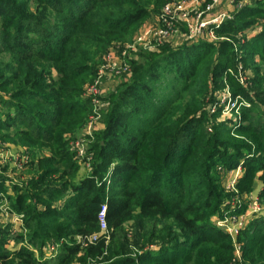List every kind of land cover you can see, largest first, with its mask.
<instances>
[{"label":"rangeland","instance_id":"obj_1","mask_svg":"<svg viewBox=\"0 0 264 264\" xmlns=\"http://www.w3.org/2000/svg\"><path fill=\"white\" fill-rule=\"evenodd\" d=\"M56 1L0 0L1 9H9L7 14L11 18L19 14L18 23L11 27L7 23L8 15H0V125L8 117L15 116L11 106L17 104L26 106L34 119L32 125L20 128L19 134L12 128L6 131L0 127V254L6 256L5 264H16L14 256L22 251L32 254L41 264H52L63 256L66 248L80 242L70 221L72 187L81 182H93L103 193L112 188L109 173L118 159L103 158L104 154L99 151L104 145L106 120L113 104L110 94L120 87L124 78L115 80L114 86L95 97L87 95L86 88L95 80L108 53L130 43L141 26L157 15L164 4L178 0H140L148 10L147 18L134 26L131 37L128 38L127 33L123 40L110 43L104 54H96V45H93L94 36L101 33L86 29V37L79 35L74 39L73 45H78L68 52L74 57L71 65L66 59L62 60L63 56H68L60 54V40L63 31L70 35L76 28L68 7L74 0ZM86 1L87 7L99 4L96 0ZM75 4L77 9L82 8ZM222 5L229 10L227 21L239 20V14L246 7H252L251 24L226 31L223 37L217 36L215 42H211L217 45L211 52L214 66L225 62L218 46L226 42L232 46L231 60L235 67L227 69L217 79L208 76L202 100L204 106L190 118L194 123L188 129L194 128L192 130L202 141L210 140L208 150L212 154L215 144L224 146L220 149L224 158L227 154H235L233 150H226L228 147L242 144L264 165V0H227ZM75 17L81 16L75 15L73 20ZM84 40L90 45H85ZM14 42L27 47L25 55L18 56ZM182 45L184 42L180 40L158 46L154 51L140 50L138 54L159 53L164 47L175 50ZM54 52L59 56L60 67L46 61ZM79 66L84 67L76 70ZM28 68L42 75L26 101L15 96L22 88ZM72 68L78 77H70ZM162 76L164 84L179 88L172 74L165 72ZM65 77L69 78L68 83H61ZM253 137L261 138V143L252 141ZM145 154L148 157L151 153ZM217 159H207L199 170L192 167L199 180L189 181L194 192L184 200L203 198L199 206L209 205V209H201L200 218L214 227L219 218L235 212L239 204L246 208L255 200L263 212L253 221H262L264 169L246 172L240 167L237 171L243 160L238 166L229 168ZM51 212L55 215L50 216ZM109 234L106 227L105 250L100 257L88 255L83 246L68 264H142L154 260L164 243H168V247L186 249L192 241L170 221L140 220L136 211L112 241ZM158 234L164 239L156 236ZM260 238L264 239V229L258 233L252 228L239 236L240 263L233 261V251H226L225 241L215 246L203 245L200 254L206 252L210 264H264V243L259 242ZM196 261L191 264H198Z\"/></svg>","mask_w":264,"mask_h":264},{"label":"trees","instance_id":"obj_2","mask_svg":"<svg viewBox=\"0 0 264 264\" xmlns=\"http://www.w3.org/2000/svg\"><path fill=\"white\" fill-rule=\"evenodd\" d=\"M75 3L80 4L82 8L77 9ZM95 3H99L98 6L95 4L87 7L86 0H74L68 6L72 17L81 16L75 17V20L70 17L76 28L70 31V35L63 31L60 40L62 47L60 54L68 56L67 58L63 56L62 60L66 59L65 62L69 65L74 63V57L68 52L78 45V43L73 45L76 41L74 39L79 35L86 37V29L91 28L101 33L100 36H94L93 45H96V54H104L113 41L123 40L127 33V37H131L135 31L134 26L148 16V10L140 0H96ZM1 8L0 15L6 17L9 9ZM252 11V7H246L243 13L239 14V20L235 18L226 21L214 32L215 36L223 37L224 32L233 31L238 26L248 27L251 24L249 17ZM7 17L10 18L8 26L18 23L19 14L12 18L10 15ZM84 41L85 45H90L88 40ZM14 46L19 57L25 55L27 47L24 44L14 42ZM216 47L217 45L205 41L184 43L175 50L164 47L159 53L137 54L138 56L130 62V76L110 94L113 104L106 120L104 145L99 151L100 154H104L103 158L118 159L109 173L112 188L103 193L93 182H81L80 185L72 187V203L69 209L73 214L70 221L75 226L74 234L80 242L66 248L63 256L52 264H68L84 245L85 253L90 256L100 257L103 254L106 242L104 236L97 237L94 242H88L90 237L99 233L97 216L102 206L106 208L105 223L110 232V241L115 238V233L120 227L131 219L135 211L140 220L170 221L174 227L192 239L186 249L168 247V243H164L154 260L142 264H191L193 260H197L198 264H210L206 252L200 254L201 247L215 246L224 241L227 243L226 251L232 252L228 237L216 227L202 222L201 209H209V205L199 206L203 198L201 201L184 200L186 195L194 192L192 185L188 184L189 181L199 180L196 178V170L192 167L201 169L207 159L213 161L218 158V162L229 168L238 166L243 160L241 167H244L246 172L250 169H264L261 160L254 158L256 155H252L248 146L238 144L239 147H226V150H233L235 154H227L224 158V154L220 152L221 148L224 149L223 145L215 144L212 154L208 150L211 146L210 140L202 141L192 130L194 128L188 129L189 125L194 123L190 118L204 106L202 100L206 93L208 76L217 79L224 71L235 67L231 60L232 46L226 42H221L218 46L223 51L225 62L214 66L211 62V52ZM54 53L53 56L47 57L46 61L60 67L59 56ZM137 57L141 60L139 61ZM143 58L147 60H142ZM80 67L84 66H79L76 70ZM71 70V74H74L73 68ZM27 72L21 82L22 88L17 90L15 96L26 101L42 75L32 68H28ZM165 72L172 74L174 80L179 82L177 90L167 82L163 83L162 80L165 79L162 75ZM73 74L70 77L79 76ZM68 80L69 78L65 77L60 82L68 83ZM11 107L15 110V116L8 117L0 127L6 131L12 128L19 134L18 130L23 126L32 125L34 119L26 106L17 104ZM254 132L257 133L258 130ZM253 140L261 143V138L253 137ZM147 152L151 153L148 157L145 154ZM124 157L127 160H122ZM263 227L264 219L260 222L252 221L240 236L252 228H256V232L259 233ZM161 234L156 236L160 235L164 239ZM259 242L264 243V239L260 238ZM14 257L16 264H41L32 254L25 251ZM4 260L6 256L0 254V262L5 264Z\"/></svg>","mask_w":264,"mask_h":264},{"label":"built area","instance_id":"obj_3","mask_svg":"<svg viewBox=\"0 0 264 264\" xmlns=\"http://www.w3.org/2000/svg\"><path fill=\"white\" fill-rule=\"evenodd\" d=\"M225 1L178 0L164 4L157 15L141 26L130 43L107 54L97 70L95 80L86 88V94L95 97L104 92L106 82L129 77L130 62L140 50L154 51L158 46L171 45L174 40H182L186 44L215 42L214 32L229 19V10L222 5ZM240 167L241 164L237 171ZM239 206L235 212L219 218L215 223V227L228 237L233 261L237 263L241 260V245L238 241L241 232L263 212L255 200L249 202L246 208ZM105 212L106 208L102 206L97 216L99 233L90 237L89 243L106 232Z\"/></svg>","mask_w":264,"mask_h":264},{"label":"crops","instance_id":"obj_4","mask_svg":"<svg viewBox=\"0 0 264 264\" xmlns=\"http://www.w3.org/2000/svg\"><path fill=\"white\" fill-rule=\"evenodd\" d=\"M176 41H178V40H174V42H172V43L175 44ZM124 79H125V78H124ZM114 84H115V83H114L113 81H111V82H106V83L104 84L103 90L106 91L108 87H112V86H114Z\"/></svg>","mask_w":264,"mask_h":264}]
</instances>
